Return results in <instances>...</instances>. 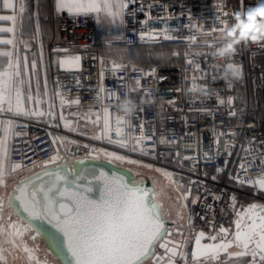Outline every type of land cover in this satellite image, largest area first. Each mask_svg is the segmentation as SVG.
<instances>
[{"label":"snow or ice","instance_id":"1","mask_svg":"<svg viewBox=\"0 0 264 264\" xmlns=\"http://www.w3.org/2000/svg\"><path fill=\"white\" fill-rule=\"evenodd\" d=\"M135 3L136 0H54V10L57 16L66 12L73 18L94 17L98 25L106 27L119 25L123 29L125 16L133 15V12L128 10ZM245 3L246 0H240L241 10L246 8ZM37 5L39 6V0ZM2 7L12 14L0 15V25L5 23L10 25L0 26V264H48L47 257L40 255L41 251L50 252L55 257L56 264H264V204L252 203L242 210H236V197L233 195L230 201L236 216L233 221L234 231L223 225L217 229L215 224L210 225L211 232L196 230L192 214L189 213L187 225L191 230L190 235L185 237L179 229L173 233L162 211V205L154 198L155 187L145 186L144 180L136 179L130 173H126L128 178L125 179V176L118 172H105L101 170L104 168L103 163L99 167L94 163L85 167L84 160L69 164L68 156L62 152L69 151L64 147L65 144L75 142L67 141L64 137H53L51 140L54 146L53 154L40 162V170L29 176H22L9 190L8 178L23 171L24 161L29 159L26 153H21L20 161L13 158L16 152L14 141L25 135L21 129L27 127L18 123V119L58 125L55 102L47 91L46 71L44 90L41 92L39 72L43 62L42 39L38 41L39 53L32 52L33 43L43 34L39 23V11L37 10L35 14V35L29 33L30 39L25 40L23 16L27 10V0H2ZM151 7L153 6L149 5V8ZM214 7L220 8L221 5ZM139 10L144 9L141 7ZM257 13L264 17V9H257ZM224 15L232 14L224 12ZM255 15L256 13H250L248 18L253 20ZM152 20L167 22L168 18L148 15L142 23L147 25ZM189 20L190 23L185 25L189 31L201 30L202 26L198 22H192L190 17ZM213 20L215 27L209 29L206 34L216 38V34L226 28L228 21L222 20L218 14ZM168 31L167 26L159 32L141 31L138 33V39L156 40L160 36L165 40L179 39L177 36L169 35ZM116 36V40L106 42L107 47L111 48L113 44L120 42L131 43L125 39L124 31L118 32ZM185 41L190 47L214 46L207 41L201 42L196 36H187ZM242 47L243 45H239L238 49ZM28 53H32L31 60ZM178 55L179 53H173V56ZM185 56L188 64L195 63L188 57V53H185ZM80 61L81 57L76 55L59 58L56 62L60 67L79 69ZM99 63L101 86L97 99L100 93L107 91L103 87L105 72L108 70L106 65L111 63L110 71L113 75L127 67L115 61H107L103 57L99 59ZM229 67L241 71V66L230 64ZM195 68L199 71V64H196ZM131 71L141 73L143 78L156 75L155 69L145 71L133 66ZM77 83L79 84L78 81ZM134 83L136 88L131 91H144L146 95L148 94V90L141 88L140 78ZM196 90L197 86L194 83L192 91ZM199 90L208 91L207 88ZM112 94L115 95L114 91ZM55 96L59 99L61 109L73 104L78 105L80 102L79 98L66 99L59 90L55 92ZM234 100V97H217V104L232 105ZM111 107L113 106L104 107L102 113L92 110L83 114L69 113L76 117L75 125L63 113L59 115V119L63 121V127L71 131L78 130L76 125L82 119L99 129L91 136L92 140L104 141L134 153L147 155L149 149L143 147L145 142L150 140L147 130L141 139H137L133 134L137 125L124 116H116L113 125ZM228 115L235 117L236 110L233 108ZM228 134L236 135L231 130ZM219 135L222 133L214 132L215 156L224 154L230 157L231 153H221L219 150ZM25 143H28L30 148V142ZM160 143L164 144L166 141L162 139ZM83 146L89 147L87 144ZM244 151L251 152V148ZM101 157L116 161L127 159L123 155L95 147L91 148L86 159L96 161ZM211 158L205 153V159ZM251 158L253 161L257 159L256 156ZM189 159L196 162L198 157L193 156ZM228 162L226 159L224 166L216 169L217 173L222 174ZM32 163L33 167H37L35 161ZM260 163L264 165V159H261ZM239 170L248 171L243 164ZM164 175L169 180L173 176L170 172H164ZM212 179L216 180L217 177L213 176ZM229 179L241 187L245 186V182L236 176L229 174ZM247 184L264 191V173L249 180ZM190 197V188L182 192L180 199L183 203L181 211L177 212L181 219L182 209L187 207ZM221 198L213 195V200ZM199 199V196L191 198V203L196 204ZM208 207L211 210V206ZM38 237L46 243V249L40 248L37 243ZM233 248L237 250L231 251Z\"/></svg>","mask_w":264,"mask_h":264},{"label":"built area","instance_id":"2","mask_svg":"<svg viewBox=\"0 0 264 264\" xmlns=\"http://www.w3.org/2000/svg\"><path fill=\"white\" fill-rule=\"evenodd\" d=\"M41 1L39 0V3ZM260 2L261 0H246L245 6L247 8ZM29 4L33 11L36 10L37 0H29ZM149 5L153 7L149 8ZM214 5L221 7L215 8ZM141 7L143 11L139 10ZM238 10H241L240 0L237 4L233 0H136L128 10L132 11L133 15L125 16V25L122 29L125 39L131 43L120 42L111 47L179 46L183 50L181 63L138 65L122 62L119 64L127 67L115 75L110 71L111 64L106 65L108 70L105 72L103 87L107 91L100 93L99 99L96 98L101 86L99 59L104 56L93 48L95 18L83 16L73 18L67 13L55 17L58 37L50 42V53L57 59L76 55L81 57L79 69L59 67L53 75L55 106L60 108L59 99L55 96L57 90L61 91L66 99L79 98L80 101L78 105L73 104L62 109L65 116L89 110L102 113L104 107L113 106L110 109L113 125L116 116H124L137 125L133 133L137 139H141L147 130L150 140L145 142L143 147L149 151L147 155H141L104 141L92 140L91 136L99 130L97 127L95 133L85 128L77 131L67 130L58 116L56 119L58 126H53L49 122L19 118L18 123L27 127L21 129L25 135L14 141L16 146L14 160L20 161L21 153H26L29 159L24 161L23 170L32 168L33 161L37 165L40 164L53 154L54 146L51 140L59 136L75 142L65 144L64 147L69 151L62 152L68 156L69 164L88 157L91 148L95 147L123 155L127 158L126 162L137 161L170 171L184 180L187 190L191 189V197L187 202V218L191 213L195 229L205 232H211V224H215L218 229L231 220L233 208L230 197L233 195L236 197V206L239 207L246 208L252 203L264 204V191L247 184L249 180L264 173V165L260 163V160L264 159V48L241 43L243 47L237 50L230 61L218 60L211 53L224 43L220 36L222 31L216 34V38L206 34L209 29L215 27L213 19L216 14L222 20L228 21L224 29L226 30L235 21L232 15L225 16L224 12L232 14ZM148 15L167 17L168 20L167 22L152 20L143 25L142 22ZM189 17L192 22H198L202 26L201 30L189 31L185 27L190 23ZM248 20L249 22L242 26L243 34L242 30H239V35L244 36L255 30V18ZM166 26L169 29L168 34L179 39L165 40L163 36L156 40L138 39V33L141 31L159 32ZM187 36H196L201 42L207 41L214 46L190 47L185 41ZM116 39L117 37L108 41ZM54 49L66 51L54 52ZM185 53L195 61L194 64L186 62ZM194 53L207 55L196 56ZM229 63L243 66L241 74L248 77L251 87L248 102L240 103V97L236 92V79L224 77L225 66ZM196 64L200 66L199 71L195 68ZM133 66L145 71L155 69L156 75L143 78L141 73L131 71ZM138 78L141 79V88L148 90L147 95L144 91H131L136 88L134 81ZM194 83L197 86L196 91H192ZM200 88H207L208 91L199 90ZM165 90L170 92L166 93ZM113 91L115 95L112 94ZM217 97H234L235 100L232 105L218 106ZM125 98L135 104V111L130 116L121 111L120 105ZM161 98H166L169 102L161 106ZM233 108L236 110V116L229 117L228 112ZM213 130L216 134L222 133L219 135V150L221 153H231L230 157L224 154L215 156ZM230 130L236 135H229ZM162 139L166 143L161 144ZM25 141L30 142V148ZM85 144L89 147H84ZM246 148H251V152H245ZM205 153L212 158L205 159ZM193 156L198 157L196 162L189 159ZM253 156L257 157L255 161L251 158ZM226 159L229 161L226 170L222 174L217 173L216 169L224 166ZM241 164L248 171H240ZM229 174L242 179L245 186L241 187L231 181ZM213 176L217 179L213 180ZM213 195L222 198L213 200ZM197 196L200 197L199 201L192 204L191 198ZM208 206H211V210ZM187 218L186 228L191 231L187 225Z\"/></svg>","mask_w":264,"mask_h":264},{"label":"rangeland","instance_id":"3","mask_svg":"<svg viewBox=\"0 0 264 264\" xmlns=\"http://www.w3.org/2000/svg\"><path fill=\"white\" fill-rule=\"evenodd\" d=\"M99 44L102 46H106V43L99 42ZM174 52L179 53V57L182 58L183 50L175 49V50L169 51L171 56H173ZM105 57L108 58L107 61H115L116 63L120 61L119 58L117 57H109L107 55H105ZM131 58H135V59L144 58V59L155 61L157 63H160V62L164 63V60H163L164 58L160 57V53L153 52V51L151 52L150 49H147V47H139V48L133 49L131 51ZM109 64L111 63H108V65ZM238 66H241L240 72L242 73L243 66L242 65H238ZM49 93L51 95L52 91H50ZM55 111L58 117L61 113H63L62 109L57 108V107H55ZM79 113L83 114L87 112H79ZM68 119L72 120L74 122V125L76 124V118L74 116L70 115L68 116ZM92 119H94V117H92ZM76 126H77V129L85 128L87 129V131L91 133L96 132V126H93L91 123H87L86 121L82 119L79 120L78 125ZM101 159L109 160L111 158L101 157ZM110 161H112L116 165L128 168L133 174V177H135L136 179L144 180L145 182H148L153 187H155L156 192H155L154 198L162 205V211L165 215V218L167 219V221L168 220L170 221V222L168 221L169 227L172 229L175 227H179L178 229H183L182 230L183 233L187 231L186 230L187 207L182 209L183 219L177 216V212L181 211V204L183 203L180 197L182 195V192L187 191L185 182L182 178L172 173L173 174L172 179L169 180V178L164 175V172H170V171H166V170H163L157 167H152V166L149 167V165L144 164V163H139V162L130 163L126 161H116L113 159H111ZM156 169H160L161 171L158 172L156 171ZM30 174H31L30 172L26 173V171L23 170L19 172L18 174L12 177H9L8 178L9 190L18 181V178L25 176V175L27 176ZM37 243L39 244L42 250L46 249V244L41 238L38 237ZM40 255L42 257H45V256L47 257L48 264H56V259L54 256L51 255L50 252L41 251Z\"/></svg>","mask_w":264,"mask_h":264},{"label":"crops","instance_id":"4","mask_svg":"<svg viewBox=\"0 0 264 264\" xmlns=\"http://www.w3.org/2000/svg\"><path fill=\"white\" fill-rule=\"evenodd\" d=\"M19 7V3L17 2V8ZM37 10L39 11V23L42 29V37H39L37 42L33 43L32 52L39 53L40 47H39V40L42 39L43 42V62L41 65V70L39 72L40 75V84H41V92L44 90V83H45V71H46V82H47V91L48 93L52 91L51 96L53 97V93L55 91V84L53 81V75L55 74L56 70L60 67L57 64V58L54 57L48 48L50 42L58 37V27L55 17L57 15L55 14L54 10V0H42L39 3V6L37 5L36 10H32L29 4V0H27V10L23 16V26L26 29L25 34L23 38L25 40L30 39L29 33L32 35H35V23H36V16ZM66 12H63L61 14H65ZM12 14L9 10H5L2 7V0H0V15H9ZM60 14V15H61ZM18 30L20 25V20L17 21ZM0 26H10L9 24L5 23ZM95 28H96V40L100 43H106L108 40L117 37L116 34L120 31H122V28L119 25H111L110 27H106V25H98L95 20ZM29 59H32V53H28ZM38 63H39V57L37 55ZM34 86V85H33ZM50 95V93H49ZM47 99V97H45ZM243 207L236 206V210H242ZM235 211L233 210L231 214V220L227 222L224 227L229 228L234 231V223L235 220ZM167 220V219H166ZM169 221V220H168ZM170 222V221H169ZM179 228V227H175ZM183 230V229H180ZM187 231H185L183 234L185 237H188L190 235V232L187 228ZM207 243L208 241H204ZM191 245H189V251H190ZM237 249L233 248L231 251H236Z\"/></svg>","mask_w":264,"mask_h":264},{"label":"clouds","instance_id":"5","mask_svg":"<svg viewBox=\"0 0 264 264\" xmlns=\"http://www.w3.org/2000/svg\"><path fill=\"white\" fill-rule=\"evenodd\" d=\"M264 8V0L255 5L248 6L246 9L238 10L232 13V23L226 30L221 32V38L224 43L219 45L211 53L212 56L218 60H231V58L237 52L238 46L241 43L245 45H256L260 48H264V17H261L257 13V9ZM250 13H256L255 15V30L241 36L238 34L239 30H242V26L248 23V16ZM231 63L227 64L224 69V77L227 79H239L241 72L237 68L229 67ZM169 101L166 98H161V106ZM121 111L126 115L130 116L135 111V104L128 98H125L121 102Z\"/></svg>","mask_w":264,"mask_h":264},{"label":"trees","instance_id":"6","mask_svg":"<svg viewBox=\"0 0 264 264\" xmlns=\"http://www.w3.org/2000/svg\"><path fill=\"white\" fill-rule=\"evenodd\" d=\"M235 4L238 3V0H233ZM57 22V21H56ZM139 47H147V49H150L152 52H158L160 53V57L164 58V63L160 62L157 63L152 60L144 59V58H131V51L135 48ZM50 48V44L48 46ZM94 49L98 50L107 60L108 58L105 57V55L109 57H117L119 58L118 63L122 62H128L130 64H138V65H176L181 63L182 58L178 56H171L169 51L172 50H182L179 46H161V45H135V46H123V47H107L102 46L99 44V42L96 40V31H95V44L93 46ZM177 52V51H176ZM169 53V54H168ZM108 65V64H107ZM236 92L238 96L240 97V103L242 102H248L250 99V81L247 76L244 74L240 76L239 79H236Z\"/></svg>","mask_w":264,"mask_h":264},{"label":"water","instance_id":"7","mask_svg":"<svg viewBox=\"0 0 264 264\" xmlns=\"http://www.w3.org/2000/svg\"><path fill=\"white\" fill-rule=\"evenodd\" d=\"M78 160H84L85 161V167H88V166H90V164L91 163H94V164H96L98 167H99V165L101 164V163H103V166H104V168L103 169H101V170H103V171H105V172H112V173H117L118 172V174H120V175H124L125 176V179H127L128 178V176L126 175V173H130L132 176H133V174L131 173V171L128 169V168H126V167H123V166H119V165H116V164H114L112 161H110V160H106V159H100V160H96V161H89L88 159H86V158H82V159H78ZM78 160H75L74 162H73V164L76 162V161H78ZM145 186H147V187H153L151 184H149L148 182H145ZM168 225H169V222H168ZM170 228V227H169ZM177 229L178 228H170V230L173 232V233H175L176 231H177ZM179 231L180 232H182L183 233V231L182 230H180L179 229ZM184 235V234H183ZM176 239H179V237H175ZM46 244V243H45ZM46 247H47V245H46ZM160 251H163V250H160Z\"/></svg>","mask_w":264,"mask_h":264},{"label":"flooded vegetation","instance_id":"8","mask_svg":"<svg viewBox=\"0 0 264 264\" xmlns=\"http://www.w3.org/2000/svg\"><path fill=\"white\" fill-rule=\"evenodd\" d=\"M39 165H40V164H38L37 167H32V168H29V169H25L26 173L30 172V173L32 174V173L35 172V171H39V170H40ZM31 174H30V175H31ZM25 176H26V175H25ZM27 176H29V175H27ZM20 178H21V177H20ZM20 178H18V180H19Z\"/></svg>","mask_w":264,"mask_h":264}]
</instances>
